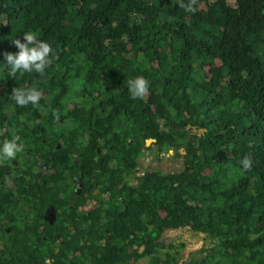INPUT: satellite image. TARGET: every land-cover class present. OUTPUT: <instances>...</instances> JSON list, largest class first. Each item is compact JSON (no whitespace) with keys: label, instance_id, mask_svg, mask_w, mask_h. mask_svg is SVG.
Returning a JSON list of instances; mask_svg holds the SVG:
<instances>
[{"label":"trees","instance_id":"1","mask_svg":"<svg viewBox=\"0 0 264 264\" xmlns=\"http://www.w3.org/2000/svg\"><path fill=\"white\" fill-rule=\"evenodd\" d=\"M196 8L0 0V146L13 136L24 144L0 176L30 185L37 205L66 208L42 231L37 219L15 225L25 236L16 244L7 235L0 264H179L184 244L161 241L178 229L212 241L185 264H264V0ZM29 31L52 46L51 63L43 76L10 77L5 54ZM137 76L149 81L144 99L128 91ZM32 86L38 105L10 99L13 88ZM147 139L155 141L146 147ZM170 151L179 171L138 174L147 152ZM69 196L75 206L96 202L83 228Z\"/></svg>","mask_w":264,"mask_h":264},{"label":"clouds","instance_id":"2","mask_svg":"<svg viewBox=\"0 0 264 264\" xmlns=\"http://www.w3.org/2000/svg\"><path fill=\"white\" fill-rule=\"evenodd\" d=\"M179 7L188 13L197 11L196 5L198 0H178ZM24 42L17 39L14 41L18 48L17 53H6L7 70L10 77H16L17 74L35 72L44 75L46 68L50 65V54L53 52L52 46L38 39L35 32H25L23 36ZM128 91L132 99H144L149 91V81L143 76H137L127 81ZM42 93L35 87L13 88L10 99L20 107H26L29 104L38 105ZM20 137L13 136L11 139H5L0 146V163L7 160H14L18 153L24 151V144L19 143ZM244 170H250L252 167V159L245 156L240 161Z\"/></svg>","mask_w":264,"mask_h":264},{"label":"flooded vegetation","instance_id":"3","mask_svg":"<svg viewBox=\"0 0 264 264\" xmlns=\"http://www.w3.org/2000/svg\"><path fill=\"white\" fill-rule=\"evenodd\" d=\"M14 179H19V175H16ZM78 180L77 177L74 179V186L72 187V192L76 195H80L82 187V184L80 181L78 182ZM35 193L36 192L32 190L30 185L25 183H13L11 181L10 172L6 171L0 176V231L2 230V232H0V238L3 239L2 241L0 239V249H2L1 243L6 240L7 235L8 238H10V234H12L16 244H18V238H21L20 236L23 234L25 236V233L20 235L21 232H13L12 229L15 225L37 219V221H41L38 230L42 231L46 228L45 224L53 225L56 221L57 214L59 215V212L66 210L64 205L56 210L53 203L48 200H45V202L42 200L39 205H37L35 202ZM71 202L73 206L70 208V212L78 213V215L75 216V220L77 221V226L83 228L86 223L85 214L95 208L96 202L94 200H89L83 205L75 206L76 201H72L70 196L64 201V203L70 204ZM65 227L70 231H73L72 226L65 224ZM43 233V238L52 237V233L49 234L47 231H44ZM80 235L81 232H79V236ZM26 238H30L28 233H26ZM49 243L50 242H48L47 248H50L53 245L52 242ZM80 244H82V242H80ZM0 255L2 256V254ZM45 263L50 264L51 261L46 260Z\"/></svg>","mask_w":264,"mask_h":264},{"label":"rangeland","instance_id":"4","mask_svg":"<svg viewBox=\"0 0 264 264\" xmlns=\"http://www.w3.org/2000/svg\"><path fill=\"white\" fill-rule=\"evenodd\" d=\"M152 143L153 142H151L150 145ZM154 169L163 172L179 171L181 169V161L174 156L172 151L162 153L159 159L155 158L153 155L151 156L149 152H147L139 160L138 174H142L145 170ZM161 241L165 244H184V248L179 255V264H185L191 256L212 245L211 240L203 238L201 235H197L188 229L167 230L162 235Z\"/></svg>","mask_w":264,"mask_h":264},{"label":"water","instance_id":"5","mask_svg":"<svg viewBox=\"0 0 264 264\" xmlns=\"http://www.w3.org/2000/svg\"><path fill=\"white\" fill-rule=\"evenodd\" d=\"M154 139H147L145 140V146L148 147L150 145L151 142H154Z\"/></svg>","mask_w":264,"mask_h":264}]
</instances>
